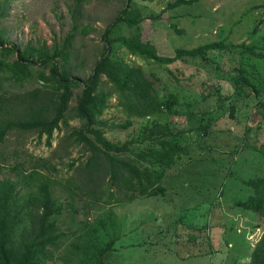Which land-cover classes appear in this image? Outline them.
<instances>
[{
    "label": "rangeland",
    "instance_id": "obj_1",
    "mask_svg": "<svg viewBox=\"0 0 264 264\" xmlns=\"http://www.w3.org/2000/svg\"><path fill=\"white\" fill-rule=\"evenodd\" d=\"M85 1L84 6L78 8L82 12L78 24L88 26L89 32L79 35L75 42V54L79 56V62H74L78 63L75 77L84 80L91 74L105 44L110 41L112 60L143 69L162 98L166 99L171 92L181 98L186 106L178 108L182 112L179 115H184L189 107L195 112V123L201 122L209 128L204 137H198L196 129L185 136L183 143L189 145L190 155L183 156L175 166L165 170L164 195L112 206L93 205L89 199L78 196L74 209L65 186H68L67 179L80 177L68 167L80 152L71 142L63 141L81 122L69 121L67 128L61 125L55 131L51 147L47 145L46 136L13 131L0 147V163L30 164L31 160L34 163L35 159L43 157L63 169L59 175H53L62 184L54 187V196L65 205L59 222L68 239L57 252L53 264H67L73 235L85 231L86 221L93 223L109 212L116 216L114 222L120 236L114 250L106 256L107 264H224L230 255L233 262L240 259L236 262L247 264L249 259L242 258L247 251L249 255L264 234V216L241 206L255 192L248 182L264 175V162L257 157L264 145V126L257 129L261 124L259 110L264 112L258 108L263 96L257 98L250 94L248 98L233 100L234 121L237 122L234 127L230 124L229 111L224 114L229 104L217 110L213 106L223 102L206 98L217 88L229 92L232 84L227 80L230 77L217 67L225 65L226 70L235 67L241 62V55L233 50H215L210 52L216 57L215 62L204 64L200 60H188L160 64L133 54L118 41L134 32L124 24L119 23L107 32L128 0ZM174 1L132 2L133 10L143 17L140 27L144 41L155 45L162 56L173 57L179 48L192 49L222 40L248 42L249 45L264 41V24L257 34H252L264 19V0H199L169 10L168 3ZM1 3H6L9 17L2 21L0 31L8 37V44L17 46L19 51L28 45H45L51 49L71 30L68 5L73 6L74 0H0ZM210 54L206 59L212 58ZM16 57L11 55L9 60ZM36 64L33 70L40 68ZM46 73L49 74V69ZM174 74L179 78V85ZM33 78L21 88H13V92L24 93L40 87L42 82H38L36 76ZM104 90L110 91L109 86ZM117 97L113 94L109 108L100 117L110 125L127 122L117 106ZM163 127L152 118H135L128 129L110 126L102 131L111 142L131 143V148L139 151L155 140ZM68 144L72 145L69 152L66 151ZM15 176L13 172L4 171L0 180L16 179ZM20 191L24 194L27 189L21 187ZM72 211L74 219L71 220ZM192 238L196 244H190Z\"/></svg>",
    "mask_w": 264,
    "mask_h": 264
},
{
    "label": "trees",
    "instance_id": "obj_2",
    "mask_svg": "<svg viewBox=\"0 0 264 264\" xmlns=\"http://www.w3.org/2000/svg\"><path fill=\"white\" fill-rule=\"evenodd\" d=\"M133 1L128 0L125 9L107 29L108 32L119 23L132 29L131 36L118 39L130 52L163 65H172L188 60H200L206 64L215 62L216 57L210 52L237 51L236 54L242 57L240 63L227 70L225 65L217 67L230 77L226 79L232 84L229 92L217 88L213 95L206 98L223 102L213 106L217 110L229 104L224 114L229 111L233 127L237 125L233 100L248 98L250 94L257 98L263 96L258 108L264 110V41L249 45L248 42L222 40L192 49L179 48L173 57L162 56L155 45L144 41L140 27L143 17L133 10ZM197 1L176 0L168 3V9ZM85 2L74 0L73 6L68 5L71 30L51 49L45 45H28L19 51L17 46L8 44V37L0 31V147L16 130L46 136L47 145L51 147L55 131L61 125L67 128L69 121L79 120L81 125L74 127L63 141L71 142L80 152V156L68 165L80 177L69 178L66 182L68 186L64 185L72 199V209L78 196L89 199L93 205L103 203L112 206L164 195L165 170L175 166L183 156L190 155L189 145L183 143L185 136L196 129L198 137H204L209 126L195 123V112L189 107L184 115H179L182 112L178 108L186 106L181 103V98L173 92L166 99L162 98L143 69L112 60L110 41L105 44L91 74L84 80L75 77L79 62L75 42L79 35L85 36L89 32L88 26L78 24L82 15L78 8L83 7ZM8 17L6 3H1L0 25ZM263 24L264 19L256 25L252 34H257ZM208 54L212 58L206 59ZM11 55H16V59L10 61ZM36 63L40 68L33 70ZM46 69H49V74ZM35 76L38 82H42L40 87L24 93L13 92V88H21L24 83L33 81ZM174 77L179 85L178 76L174 74ZM105 86H109L110 91H105ZM113 94L118 96L117 106L127 117L125 124L110 125L100 119L109 108V99ZM205 114L209 115L208 112ZM259 114L261 124L257 129L264 126V112L259 110ZM135 118H152L159 126H164L161 134L142 150L131 148V143L111 142L102 131V128L110 126L128 129ZM71 146H66L67 152ZM259 152L258 160L264 162V145ZM1 159L4 160L3 157ZM62 170L43 157H38L34 163L31 160L30 164L24 162L9 166L0 163V176L4 171L16 174V179L8 177L0 180V264H53L55 261L57 252L68 239L59 222L65 205L54 196V187L62 184L53 175H59ZM248 184L255 192L241 206L264 216V175ZM21 187L27 189L26 193L21 194ZM71 213L72 220L74 211ZM106 215L93 223L86 221L85 231L73 235L67 264H107L106 256L114 250L120 233L114 222L115 214L109 212ZM190 244H196L193 238ZM247 252L242 258L249 259L247 264H264V234L249 255ZM236 261L240 259L233 262L230 255L224 264H240Z\"/></svg>",
    "mask_w": 264,
    "mask_h": 264
}]
</instances>
